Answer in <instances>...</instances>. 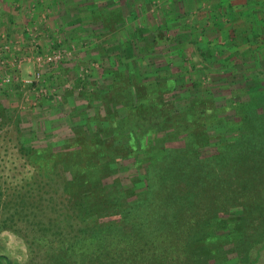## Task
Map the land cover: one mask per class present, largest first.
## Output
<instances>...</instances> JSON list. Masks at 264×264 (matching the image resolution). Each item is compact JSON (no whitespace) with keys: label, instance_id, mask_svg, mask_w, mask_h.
<instances>
[{"label":"rangeland","instance_id":"374dc122","mask_svg":"<svg viewBox=\"0 0 264 264\" xmlns=\"http://www.w3.org/2000/svg\"><path fill=\"white\" fill-rule=\"evenodd\" d=\"M0 183V223L36 191L0 233L14 263L107 264L100 239H136L120 264H152L144 242L186 235L191 260L160 263L193 264L212 231L207 264H264V0H0Z\"/></svg>","mask_w":264,"mask_h":264},{"label":"trees","instance_id":"16d2710c","mask_svg":"<svg viewBox=\"0 0 264 264\" xmlns=\"http://www.w3.org/2000/svg\"><path fill=\"white\" fill-rule=\"evenodd\" d=\"M158 103H155V106L152 105L154 107V109H156V107H158L157 105ZM144 107V108H143ZM148 106L147 104L145 103H142V102H138L136 105H133L131 106L130 110L129 111V118L128 116L125 118V119H128L130 121V119L135 115V111L138 112L139 110H141L142 108L143 109H146ZM124 119V120H125ZM135 121V120H133ZM138 129V127L136 125H133L132 128L130 129L131 130H136ZM138 133V132H136ZM100 139H98L99 141ZM143 141H149V139L147 140H143ZM152 140L149 141V144L152 145L151 142ZM94 143V142H93ZM97 145V144H96ZM131 146L132 148L134 149V152H136V146L135 144H132L131 142ZM154 146V145H152ZM23 149V148H22ZM22 153H25V155L29 156L31 154V151L27 150V149H23L21 150ZM31 158L30 160V163L32 165H36V162H38V158L37 157H32L31 155L29 156ZM138 161V160H137ZM86 166H88L87 168L88 169H91L92 166L94 165L95 163V159L94 157L90 158V159H87L85 161H83ZM148 171L150 170H147L146 172L149 173ZM95 173V172H93ZM85 173L81 172L80 175H84ZM92 175V172L89 174V176ZM156 178L153 177L152 179V176L151 178L147 175V177L143 180V182L146 184L147 188H149V191L148 192H145V201L146 203H148L149 205L147 206L148 208H151L152 205H155L157 206L158 203H160L161 199H162V196H160V192H157L156 191V182L157 180H154ZM100 181V178H96L94 180L95 183H99ZM1 184V183H0ZM74 180H71L70 178H66V181H65V186H64V189L65 191H70L71 189L74 188ZM11 189V187H9ZM31 188V186L29 187ZM3 186L1 185L0 186V191H1V196L3 195H7L6 193H8L10 191V189H6L5 193L2 194V190H3ZM15 193H16V196L14 199L11 198L10 196V199H7L6 201L2 202L1 201V205H3L4 208H8V206L12 205L11 207L14 208L13 211H15L14 213V217H10V218H6L4 219L1 223H0V233H4V232H9L7 230V228L9 229H15L14 225H11V222H14L15 220V217L16 216H20L22 214L23 211H25L26 209V200H30V199H33L35 197H33V192H36L35 190H31L29 189L26 193L22 194V192H20L17 188H12ZM40 189V188H38ZM20 190H26V187L25 188H21ZM137 195H139V193H137ZM165 204V203H164ZM256 204H259L262 208H264V202L261 201V202H257ZM262 204V205H261ZM162 205V204H161ZM166 205V204H165ZM154 213L156 214V212L154 211ZM219 223V229H221L222 227V222L221 220L218 221ZM228 224H226V226L228 225V227L230 228V232L229 234L227 235L229 238H230V233L235 235V232L239 231L240 229V226L238 228H235V224L233 222H227ZM221 224V225H220ZM193 228V227H192ZM194 231V228L190 230V234H192V232ZM12 232V231H11ZM16 232V231H15ZM143 233H144V229H143ZM14 234L15 236H17L18 238H21L23 239L22 236L16 234V233H12ZM138 234H140L138 232ZM233 235V236H234ZM194 236V235H193ZM198 236V235H197ZM220 236H215L212 231H211V234H207V231L204 232V236L202 237H199L196 239L195 241V248L197 250L196 253H199L200 252V249L202 250V256L205 258V259H208L210 257V255H212V250H213V247H215V245H217L218 243L217 242H220ZM233 238V237H232ZM232 238L230 240H232ZM149 239H151V237H149ZM150 242V240H148ZM225 242V241H224ZM98 244L97 247L99 249H101L103 252L105 253H109L110 254V259L109 258H105V260H111V261H106V263L108 264H120L121 260H122V254H126V252L128 251V249H131L130 252L133 251V246H135L134 244H137V240L134 239V240H131L129 241L128 245L126 246V248L124 250H118V252H114L112 251L111 249H109L108 247V244L105 243V241H103V239L100 241H98ZM111 244V243H110ZM113 245V244H111ZM147 242L145 243L144 242V245L142 247H140V249H138L137 251L141 254H144L145 251L148 253L149 255V259L148 260H151L152 264H164V263H160V261H170V263H172L171 261H181V260H186L187 261H190L191 260V256H190V253L188 251V248L190 247V241H189V236H186V235H180L178 238L176 239H173L172 242H168L166 244V249L163 251V252H154L153 251V248H150V250L148 251L147 249ZM135 248V247H134ZM215 249H218L217 247H215ZM90 252V250H88ZM94 254L97 256V255H100L101 256V252L100 251H96L94 252ZM174 254H177L174 256ZM83 255V261L87 262L91 259V254H86L85 251L82 253ZM179 255H180V258H179ZM55 256V255H54ZM205 259H203L205 261ZM258 259V258H257ZM53 260V263L54 264H67V261L69 260H64V259H57V257H54L52 258ZM92 260V259H91ZM201 258H195L194 260V263L193 264H200L201 262L204 263V264H207L206 262H204ZM80 262V261H79ZM200 262V263H199ZM254 261H252L253 263ZM255 263V262H254ZM0 264H18V263H14L13 260H11L10 258L6 257V256H0ZM24 264V263H23ZM74 264H77V261L74 263ZM81 264V263H80ZM83 264V262H82ZM186 264V263H184Z\"/></svg>","mask_w":264,"mask_h":264},{"label":"built area","instance_id":"2783aa9c","mask_svg":"<svg viewBox=\"0 0 264 264\" xmlns=\"http://www.w3.org/2000/svg\"><path fill=\"white\" fill-rule=\"evenodd\" d=\"M60 59H61V53H55L51 56L45 57L44 62L48 64H54L57 63V61ZM39 61H41V59Z\"/></svg>","mask_w":264,"mask_h":264},{"label":"crops","instance_id":"0c3cea01","mask_svg":"<svg viewBox=\"0 0 264 264\" xmlns=\"http://www.w3.org/2000/svg\"><path fill=\"white\" fill-rule=\"evenodd\" d=\"M259 1V0H258Z\"/></svg>","mask_w":264,"mask_h":264}]
</instances>
